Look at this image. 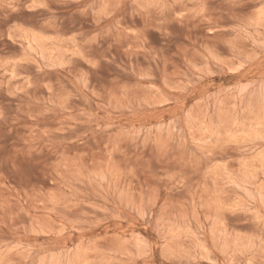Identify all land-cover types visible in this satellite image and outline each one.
<instances>
[{"label": "clouds", "instance_id": "clouds-1", "mask_svg": "<svg viewBox=\"0 0 264 264\" xmlns=\"http://www.w3.org/2000/svg\"><path fill=\"white\" fill-rule=\"evenodd\" d=\"M214 2L0 0V40L7 36L19 46L16 65L31 69L33 86L49 93L42 110L32 111L31 104L28 111L17 109L12 123H31L22 125L25 133L8 166L31 171L32 182L38 178L57 192L94 186L115 203V218L128 225L117 236L121 259L83 264H174L177 215L167 195L171 189L160 186L165 195L158 204L149 162L139 163V132L161 112L171 117L170 131L187 123L191 132L180 144L181 160L191 171L169 177L176 179L173 188L197 175L200 161L237 154L240 170H254L241 172L252 193L245 202L264 213V0H220L223 8L211 7ZM194 30L200 33L195 38ZM225 36L251 41L254 50L243 55L230 46L221 52ZM253 68L262 76L258 89L242 87L239 82ZM246 93L259 102L245 103ZM46 117L58 126L41 127ZM4 118L0 113V121ZM116 159L123 169L119 179L113 174ZM43 203L55 211L56 201ZM181 219L187 223V217ZM261 221L264 228V215ZM104 224L105 219L78 218L60 228L83 232ZM58 234L52 233L53 240ZM260 246L264 251V240Z\"/></svg>", "mask_w": 264, "mask_h": 264}, {"label": "rangeland", "instance_id": "rangeland-1", "mask_svg": "<svg viewBox=\"0 0 264 264\" xmlns=\"http://www.w3.org/2000/svg\"><path fill=\"white\" fill-rule=\"evenodd\" d=\"M211 7L225 6L215 0ZM16 18L15 14L10 17ZM197 34H200L199 30H194L193 38ZM230 46L243 55L255 47L251 41L225 36L219 50L227 53ZM51 55L55 57L56 53ZM20 57L21 49L17 44L7 36L0 40V113L5 117L0 121V161L3 162L0 171L4 173V178L0 179V264H68L70 260L83 264L86 260H119L117 236L128 225L124 219L115 218L116 206L110 197L99 193L94 186L84 184H76L71 191L65 188L57 192L49 188L47 182H38V178L32 182L31 171L14 172L7 164L14 146L20 145V137L25 133L22 125L31 123L21 119L13 124L12 121L20 115L17 109L28 111L31 104L32 111L42 110L49 96L46 89L33 86L31 69L16 65ZM248 77L241 80L240 85L247 87L251 84L258 89L261 72L253 68ZM253 102L258 103L259 98L246 93L245 103ZM170 118L167 113L155 114L140 130L138 143L143 155L139 163L149 162L146 166L151 173L150 185L161 197L158 204L164 203L162 197L165 195L159 191L160 186L171 189L167 195L177 215L173 231L177 234L178 255L174 257V264H235L249 258L260 264L264 260L260 246V241L264 240V228L261 227L264 213L260 212L258 205L252 207L245 202L252 193L242 183L243 175L254 170H240V156L237 154H233L231 160L208 158L197 164V175L189 176L183 185L173 188L176 179L169 177L191 171L181 160L184 150L180 147L181 137L190 139L191 132L187 123L178 126L175 132L170 131ZM216 119L213 117V121ZM40 123L41 127L58 126L52 117H46ZM122 172L119 159H116L113 174L119 179ZM255 174L259 176V173ZM121 184L124 186L122 180ZM43 201H56L55 211L50 210L51 203L46 207ZM201 203H207L209 208L200 207ZM182 217H187V223ZM78 218L105 219L106 224L83 232L70 228L61 231L62 222ZM52 233H59L55 240ZM139 235L142 236L143 232ZM99 236L107 238L100 240ZM154 258L160 259L159 256Z\"/></svg>", "mask_w": 264, "mask_h": 264}]
</instances>
